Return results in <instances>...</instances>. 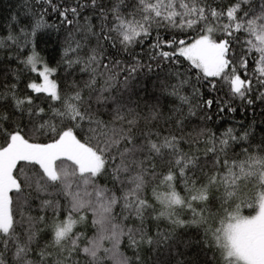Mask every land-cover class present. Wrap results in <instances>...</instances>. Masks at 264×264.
<instances>
[{
  "label": "snow or ice",
  "instance_id": "1",
  "mask_svg": "<svg viewBox=\"0 0 264 264\" xmlns=\"http://www.w3.org/2000/svg\"><path fill=\"white\" fill-rule=\"evenodd\" d=\"M0 264H264V0L9 5Z\"/></svg>",
  "mask_w": 264,
  "mask_h": 264
},
{
  "label": "trees",
  "instance_id": "2",
  "mask_svg": "<svg viewBox=\"0 0 264 264\" xmlns=\"http://www.w3.org/2000/svg\"><path fill=\"white\" fill-rule=\"evenodd\" d=\"M18 0H0V15L6 14L9 5H12L13 8L16 6ZM251 116V113H249ZM234 119H243V116L237 114L234 116Z\"/></svg>",
  "mask_w": 264,
  "mask_h": 264
}]
</instances>
